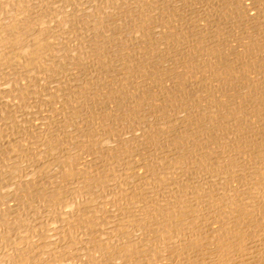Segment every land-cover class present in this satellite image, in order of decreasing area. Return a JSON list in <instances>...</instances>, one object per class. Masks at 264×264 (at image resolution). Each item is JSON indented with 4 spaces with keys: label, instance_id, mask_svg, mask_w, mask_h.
<instances>
[{
    "label": "rangeland",
    "instance_id": "374dc122",
    "mask_svg": "<svg viewBox=\"0 0 264 264\" xmlns=\"http://www.w3.org/2000/svg\"><path fill=\"white\" fill-rule=\"evenodd\" d=\"M0 35V264L256 263L264 0H0Z\"/></svg>",
    "mask_w": 264,
    "mask_h": 264
},
{
    "label": "bare ground",
    "instance_id": "6f19581e",
    "mask_svg": "<svg viewBox=\"0 0 264 264\" xmlns=\"http://www.w3.org/2000/svg\"><path fill=\"white\" fill-rule=\"evenodd\" d=\"M27 3H28V1H27ZM30 4H31V2H30ZM25 6V5H24ZM29 8V7H28ZM62 8H63V6H62ZM11 10V9H10ZM16 10V9H15ZM11 12V11H10ZM223 13V12H222ZM235 15V14H234ZM252 15V14H251ZM6 16V15H5ZM24 16H26V15H24ZM7 17V16H6ZM18 17V16H17ZM249 17H250V15H249ZM3 18H5V17H3ZM34 18V17H33ZM46 18V17H45ZM220 19V18H219ZM253 19V18H252ZM24 20V19H23ZM210 21V20H209ZM3 22V21H2ZM12 22V21H11ZM31 22V21H30ZM13 24V23H12ZM22 24V23H21ZM24 24V23H23ZM37 24V23H36ZM42 24V23H41ZM6 25V24H5ZM10 25V24H9ZM38 25V24H37ZM2 26H4V25H2ZM12 26V25H11ZM21 26V25H20ZM19 26V27H20ZM214 26V25H213ZM14 27V26H13ZM15 27H17V26H15ZM25 27V26H24ZM28 27V26H27ZM31 27V26H30ZM185 27V26H184ZM227 27H229V26H227ZM23 28V27H22ZM22 28H21V30H22ZM37 28V27H36ZM7 30V29H6ZM5 31V30H4ZM10 31V30H9ZM24 31V30H23ZM255 31V30H254ZM19 31H17V33H18ZM27 32V31H26ZM42 32V31H41ZM179 32H181V31H179ZM3 33V32H2ZM11 33V32H10ZM14 33H15V31H14ZM12 34V33H11ZM182 34V33H181ZM3 35V34H2ZM7 35V34H6ZM10 35V34H9ZM1 36V35H0ZM41 36V35H40ZM39 36V37H40ZM257 36V35H256ZM10 37V36H9ZM14 36H12V38H13ZM32 37H33V35H32ZM3 39H5V37L3 38ZM21 39V38H20ZM31 39V38H30ZM183 39V38H182ZM9 40V39H8ZM11 40V39H10ZM260 40V39H259ZM20 41V40H19ZM28 41V40H27ZM39 41V40H38ZM43 41V40H42ZM171 41V40H170ZM247 42V41H246ZM14 43V42H13ZM23 43V42H22ZM27 43V42H26ZM28 43H30V42H28ZM37 43V42H36ZM200 43V42H199ZM1 44V43H0ZM15 44H16V42H15ZM31 44V43H30ZM229 44V43H228ZM6 45H8V44H6ZM17 45V44H16ZM15 45V46H16ZM28 45V44H27ZM193 45V44H192ZM0 46H2V45H0ZM19 46V45H18ZM189 46V45H188ZM20 47V46H19ZM31 47V46H30ZM17 48V47H16ZM16 48H14V49H16ZM13 49V50H14ZM32 50H33V48H31ZM30 49V50H31ZM251 49V48H250ZM1 50V49H0ZM29 50V52H31ZM255 50V49H254ZM203 52H204V50H202ZM241 51V50H240ZM9 52V51H8ZM189 52V51H188ZM7 53V52H6ZM190 53V52H189ZM243 53V52H242ZM29 54V53H28ZM32 54V53H31ZM34 54V53H33ZM44 54V53H43ZM194 54V53H193ZM2 55V54H1ZM15 55V54H14ZM35 55V54H34ZM33 55V56H34ZM37 55H39L38 53L35 55V57L34 58H37ZM221 55V54H220ZM253 55V54H252ZM26 56V55H25ZM42 56V55H41ZM241 56V55H240ZM260 56V55H259ZM28 58H29V56H28ZM31 58V57H30ZM0 59H1V57H0ZM26 59V58H25ZM32 59V58H31ZM241 60V59H240ZM32 61V60H31ZM248 61V60H247ZM17 62V61H16ZM181 62V61H180ZM206 62V61H205ZM242 62V61H241ZM250 63V62H249ZM2 64V63H1ZM15 64V63H14ZM174 64V63H173ZM9 66V65H8ZM14 66V65H13ZM214 66V65H213ZM260 66V65H259ZM18 67V66H17ZM24 67V66H23ZM1 68V67H0ZM6 68V67H5ZM14 68H16V67H14ZM29 69V68H28ZM27 69V70H28ZM34 69V68H33ZM237 69V68H236ZM31 70V69H30ZM219 89V88H218ZM215 93V92H214ZM262 116V115H261ZM249 117V116H248ZM227 118V117H226ZM243 118V117H242ZM225 120V119H224ZM231 121V120H230ZM259 120H257V122H258ZM199 124V123H198ZM228 129V128H227ZM257 130V129H256ZM203 134V133H202ZM260 140V139H259ZM61 161V160H60ZM252 162V161H251ZM56 163V162H55ZM261 163V162H260ZM259 163V164H260ZM264 164V163H263ZM50 166V165H49ZM242 166V165H241ZM72 167V166H71ZM245 170V169H244ZM257 170V169H256ZM264 172V171H263ZM65 174V173H64ZM260 174V173H259ZM264 175V174H263ZM264 177V176H263ZM248 184H250V183H248ZM247 184V185H248ZM254 185V184H253ZM262 185V184H261ZM255 186H256V184H255ZM258 186V185H257ZM256 186V187H257ZM235 188V187H234ZM250 189V188H249ZM260 189V188H259ZM264 189V188H263ZM261 192V191H260ZM121 195V194H120ZM256 195V194H255ZM233 196V195H232ZM240 196V195H239ZM257 196V195H256ZM251 197H252V195H251ZM259 197V196H258ZM230 198V197H229ZM247 198H249V197H247ZM246 199V198H245ZM234 200H236V199H234ZM243 200V199H242ZM259 200V199H258ZM232 201V200H231ZM228 202H229V200H228ZM238 202V201H237ZM230 203V202H229ZM230 204H232V203H230ZM246 205V204H245ZM255 205V204H254ZM235 206V205H234ZM239 206H241L240 204H239ZM244 206V205H243ZM182 207V206H181ZM236 207V206H235ZM249 206H247V208H248ZM183 208V207H182ZM239 208H241V207H239ZM244 208V207H243ZM242 208V209H243ZM254 208V207H253ZM256 208V207H255ZM237 209V207L235 208V210ZM197 210V209H196ZM229 210V209H228ZM234 210V209H233ZM241 211V210H240ZM255 211H258V209L256 208V210ZM226 212V211H225ZM234 212V211H233ZM259 212V211H258ZM208 213V212H207ZM242 213V212H241ZM262 213V212H261ZM245 214V213H244ZM254 214H256V212L254 213ZM264 214V212L262 213V215ZM242 215V214H241ZM257 215V214H256ZM166 216V215H165ZM221 216V215H220ZM253 216V215H252ZM142 217V216H141ZM147 217V216H146ZM235 217V216H234ZM168 218V217H167ZM197 218V217H196ZM229 218H230V216H229ZM229 218H228V220H229ZM233 218V217H232ZM262 218V217H261ZM231 219V218H230ZM249 219V218H248ZM258 219H260V218H258ZM263 219V218H262ZM262 219H261V222H262ZM165 220H166V218H165ZM40 221V220H39ZM235 221H237V220H235ZM258 221H260V220H258ZM42 222V221H41ZM194 222V221H193ZM200 222V221H199ZM234 222V221H233ZM232 222V223H233ZM160 223V222H159ZM231 223V222H230ZM239 223V222H238ZM242 223V222H241ZM169 224V223H168ZM168 224H166V225H168ZM207 224V223H206ZM234 224H235V222H234ZM147 225V224H146ZM159 225V224H158ZM264 225V224H263ZM72 226V225H71ZM188 226V225H187ZM260 226H261V223H260ZM221 227V226H220ZM235 227V226H234ZM247 227V226H246ZM214 228H217V227H214ZM223 228V227H222ZM249 228V227H248ZM253 228H255V227H252V229ZM258 228V227H257ZM150 229V228H149ZM190 229V228H189ZM236 229V228H235ZM162 230H164V229H162ZM199 230V229H198ZM211 230H212V232H216L217 234H216V236H217V243L216 244H218V245H221L223 242H224V239L223 238H225V237H223L222 238V231H220V230H214L213 229V227H211ZM222 230V229H221ZM247 230V229H246ZM255 230V229H254ZM262 230H264V229H261V230H256L258 233H259V231H260V233H259V235H254V234H252V235H249V238H250V240H248V242H246V243H243L242 244V241H240L241 240V236H239L238 238H237V240H235V241H232V239H231V237H230V240L233 242V247H234V251L235 252H238L239 253V255H240V257L242 256V253L244 254V257H250L249 258V260L250 259H252V261L254 260V261H256V263L255 264H264V252H259V249H263L264 248V232L262 231ZM148 231V230H147ZM233 231V230H232ZM232 231H230V233L232 232ZM189 232V231H188ZM206 232V231H205ZM229 232V231H228ZM228 232H225L226 234L228 233ZM242 232V231H241ZM172 233V232H171ZM187 233V232H186ZM229 233V234H230ZM238 232L236 231L235 232V230H234V232L232 233V235H233V237L237 234ZM245 233H246V231H245ZM249 233V232H248ZM251 233H254L253 231H251ZM258 233H256V234H258ZM199 235V234H198ZM241 235V234H240ZM28 236V235H27ZM175 236V235H174ZM215 236V237H216ZM242 236L244 237V235H243V232H242ZM187 237V236H186ZM139 238V237H138ZM176 238V237H175ZM245 238V237H244ZM188 239V238H187ZM228 239V238H227ZM262 239H263V242H262ZM186 240V239H185ZM226 240V239H225ZM242 240H243V238H242ZM245 240V239H244ZM72 241V240H71ZM180 242H181V240H179ZM178 241V242H179ZM247 241V240H246ZM183 242V241H182ZM190 241H188V243H189ZM198 242V241H197ZM230 242V241H229ZM186 243V242H185ZM231 243V242H230ZM27 244V243H26ZM175 244H176V242H175ZM212 244V243H211ZM157 245V244H156ZM177 245V244H176ZM187 244H185V246H186ZM189 246V245H188ZM228 246V244L226 245V247ZM58 247V246H57ZM182 247H183V244H182ZM218 247V248H217ZM222 247V246H221ZM220 246H217V245H215V246H213V247H211L210 246V249L212 248V250H213V252H212V255L213 256H209V257H207L205 260L206 261H204V263H202V264H232V258H230V257H228L229 256V254H230V250L228 249V248H221ZM261 247V248H260ZM3 248V247H2ZM230 248V247H229ZM232 248V247H231ZM179 249V248H178ZM177 249V250H178ZM257 249H258V252H257ZM29 250V249H28ZM133 250V249H132ZM144 250V249H143ZM180 250V249H179ZM252 250H255V252L254 253H256V255L255 256H252ZM191 251V250H190ZM20 252V251H19ZM28 252V251H27ZM66 252V251H65ZM199 252V251H198ZM6 253V252H5ZM184 253V252H183ZM28 254V253H27ZM169 255V254H168ZM201 255V254H200ZM206 255V254H205ZM236 255V254H235ZM56 256V255H55ZM201 256H203V255H201ZM236 256H238V255H236ZM161 257V256H160ZM160 257H159V259H160ZM191 256H189L188 257V259L190 258ZM193 257V256H192ZM231 257H233V256H231ZM239 257V256H238ZM243 257V256H242ZM19 258V257H18ZM50 258V257H49ZM174 259V258H173ZM182 259V258H181ZM243 259V258H242ZM56 260V259H55ZM95 260H97V259H95ZM153 260V259H152ZM152 260H151V262H152ZM184 261H185V258L183 259ZM183 260H181V261H183ZM248 260V259H247ZM192 261H195V260H192ZM198 262H200L199 260H197ZM53 262H54V260H53ZM91 262V261H90ZM187 262V261H186ZM245 262H247V261H245ZM88 263V262H87ZM145 263V262H144ZM194 263V262H193ZM15 264V263H14ZM187 264V263H186ZM234 264H237V262L235 261V263ZM238 264H242V261H238ZM244 264V263H243ZM245 264H247V263H245ZM251 264H254V263H251Z\"/></svg>",
    "mask_w": 264,
    "mask_h": 264
}]
</instances>
